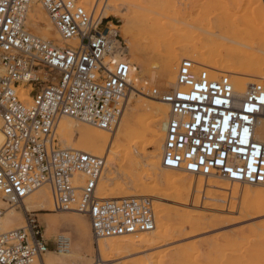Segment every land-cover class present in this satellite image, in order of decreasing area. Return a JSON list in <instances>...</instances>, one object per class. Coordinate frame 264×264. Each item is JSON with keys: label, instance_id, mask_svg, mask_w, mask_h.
I'll list each match as a JSON object with an SVG mask.
<instances>
[{"label": "built area", "instance_id": "obj_1", "mask_svg": "<svg viewBox=\"0 0 264 264\" xmlns=\"http://www.w3.org/2000/svg\"><path fill=\"white\" fill-rule=\"evenodd\" d=\"M32 1L0 0V198L24 214L22 226L0 229V264H33L49 251L37 214L25 203L44 186L51 190L54 212L88 218L99 255L100 240L148 233L157 224L150 198L99 196L106 158L63 148L56 138L64 118L107 131L122 120L136 89L135 67L117 30L104 27L102 14L81 0H37L61 39L74 40L60 47L27 25ZM198 67L183 59L175 86L163 94L153 90L171 109L162 164L264 185V143L256 138L264 119V80L240 95L232 74ZM40 83L45 85L36 90ZM20 87L29 98L17 93Z\"/></svg>", "mask_w": 264, "mask_h": 264}, {"label": "bare ground", "instance_id": "obj_2", "mask_svg": "<svg viewBox=\"0 0 264 264\" xmlns=\"http://www.w3.org/2000/svg\"><path fill=\"white\" fill-rule=\"evenodd\" d=\"M219 1L217 2L213 0V3L210 2V4H214L215 6H219L221 8L222 12L226 15L223 17L227 18H225L227 22L222 20L226 24L223 22L224 26L217 28V32H202L200 28L197 29L199 31L197 32L193 24L191 25L186 23H182L180 25L174 23H157L156 25L146 29V31L150 33L153 32L155 35L154 37L157 40L156 42L159 45V49L162 47L163 50L167 48L168 51H171L169 55L165 56L161 70L155 71L149 75L152 82L157 81L166 87L175 86L177 82V70L179 64L183 59L188 58L193 59L199 67H207L220 71L221 73L232 74L236 90L240 95H244L250 85L264 80V5L262 0H228V2L227 0ZM222 1H224V3ZM91 2H93V0ZM95 2L96 0H94V3ZM36 3L39 2L37 0H33L29 7V13L26 21L27 25L31 30H33V32L37 31V33H39L38 35H43V39L60 44L62 39L57 29L52 24L47 13L40 7L41 4L39 3L40 5H38ZM231 10H238L240 14L244 13L242 16L245 20L240 21L238 18L231 20ZM106 14L118 21L121 28V36L123 25L128 24L130 20L127 17L118 16L115 12H109ZM102 18H105V13H103ZM229 19L231 22H229ZM112 29L118 30V26H113ZM171 39L178 40V43L172 46V48L169 46V41ZM64 42L71 44L74 42V40ZM163 50L160 51V53L163 52ZM146 55H149V48L147 46L140 44L138 48H135L133 45H128L126 53L127 58L130 59V57H133L135 60H137V58L140 60V58H143ZM144 60L145 59L142 61L143 67L145 71H148L151 65L147 63L144 64ZM137 72V68L135 67L133 73V82L135 84V88L139 89L140 85L137 84V81L139 80ZM40 73L43 74L41 77H46L43 71ZM142 89L149 91L147 87H142ZM17 93L22 94L23 99H25L27 98L26 95H28L29 90H27L26 87H20ZM131 95L128 100V105L132 98ZM145 98V107L150 112V114L146 119L144 118L139 120L143 131L142 134L139 133L140 131L138 132L135 129V126L137 125L132 126L128 121V116L131 115V113L136 112L135 107L130 109V113L127 112L126 108L122 120L112 131L102 130L88 124H85L87 127H83V129L80 131L81 136L76 141L78 143H76V150L107 159L106 163L109 165V174L106 175V173L104 176H102L101 181L103 180V184L113 182L115 183L116 180H122L123 178L124 180H128V182H125L126 185L124 183V185H120V187L117 186L118 188L116 187L117 189L111 192V196H109V198L99 194L101 198L122 200L146 197L152 199L153 201L155 199H161L158 201L164 203V201H167L168 198L159 197L162 194V189L160 188L158 182L160 184L164 182L166 186L173 187L185 177L187 178L185 194L188 202L192 199V197H194V199H196L195 204H199L201 201V193L203 191L206 192V195H204L206 199H212L214 198L215 193L219 192L220 194L221 192L223 197H232L234 199L242 197V199H244V201L242 200L243 205L241 210L243 213H245L246 218L252 219L256 216L264 214V185H242L239 182L227 180L222 176L196 175V177L195 174L183 172L188 175H192L191 177H188L187 175L183 176L180 171L164 167L162 164V150L166 136V120L169 117L171 109L169 104L163 102L162 100H155L151 95H148V97ZM154 112L158 115V120L160 122L157 128H152L151 122L145 124L147 119L149 121L152 120ZM66 120L73 121L69 118L62 119L58 125L57 133L62 131V135L73 139L75 128L79 124L83 123L73 121L76 122V125H73L72 122ZM1 127L2 123L0 119V149L4 143V135L1 131ZM123 130H125V134ZM256 138L260 142L264 143V119H261L258 122ZM125 141L128 142V147H125ZM148 148L152 150L147 153L146 150ZM103 155L105 157H103ZM142 156H144L145 159V166L150 169L147 168L145 173L143 172L144 175L142 176L141 184L138 185L137 182H135L136 180L134 174H136L137 168L140 166L141 161L144 162L140 159ZM121 157L122 159L123 157L125 159L122 160ZM122 162L124 165H129V167L127 166L128 169L122 168ZM159 162L160 165H158ZM157 166L158 169H156ZM149 180L153 181V183L155 182V185L151 186L150 183H148ZM133 182L137 184L134 185L136 193H133L131 191V187H129V185ZM110 185L112 186L113 184ZM108 188L109 187L105 185V187H103V192L106 193L109 190ZM110 189H112V187ZM116 191H118L120 194L116 195ZM98 193H100L99 189ZM188 202L184 203L182 201L180 204L187 205ZM25 203L28 212L44 210L54 212L52 194L49 186H44L36 190L25 200ZM236 203L231 206L232 208L230 207L232 211H235ZM7 205L8 203L0 198V208L5 210L2 217L0 218V229L4 231L18 228L22 226L24 222V214L22 210H15L13 209L14 207L7 208ZM163 209L164 208L162 206L158 207L156 214L157 224L154 231L141 233L138 235L119 236L106 239L109 241H107L102 246L100 245L101 247L99 246L100 255L98 254L96 256L97 264H108L112 259H114L115 256H119L118 254L120 253H122V255H137L141 251L144 252L143 257H140L141 259L139 260L141 264H150L151 261L154 263L156 261L154 257L156 250L154 251V249L158 250V248L175 242V237L173 235L175 229L169 221L168 214L164 213ZM70 213L76 215L79 214L78 212L74 211H71ZM176 213L182 216L194 215L193 210L186 208V206L178 207L176 209ZM194 213H196V211ZM64 219L65 221L63 223H59L56 220V217H49L48 222L50 228L53 230L60 227V225L65 223L69 224V222H71V220H69L67 217H64ZM73 221L76 223V225L80 224V228L81 226H84V229H86L85 222L82 219L78 218ZM193 221L191 222L190 227H195L198 225L194 224L196 222L193 223ZM186 225H183L181 228H186ZM213 228H215V225L211 224L208 227L198 230L195 229L196 231L193 228L194 232H184L182 237L194 238L206 236ZM59 247L60 248H58L56 252H49V250L43 256V259L36 260L33 264H73V262L76 261V257L74 255L71 237L63 233L60 234ZM152 250L154 251V254H149ZM54 255L60 256V259L52 258ZM164 255L165 254H163V258ZM161 256L162 255H159V258H157L158 255H156V259H162ZM153 258L154 261L152 260ZM178 258L179 257H177V260H179Z\"/></svg>", "mask_w": 264, "mask_h": 264}, {"label": "rangeland", "instance_id": "obj_3", "mask_svg": "<svg viewBox=\"0 0 264 264\" xmlns=\"http://www.w3.org/2000/svg\"><path fill=\"white\" fill-rule=\"evenodd\" d=\"M91 1L92 0H81V3L85 5L89 11H91L92 9H96L97 13H101L102 15L103 13H105L104 27L107 24H108L107 27L118 26V30L116 31L118 34V39L122 42L126 51L128 45H133L135 48H138L140 44H143L144 46H147L149 48V55L140 58V60L138 58L137 60H135V58L130 57L131 62L134 63V66L137 68L138 71L137 76L139 78L137 84H139L140 86L139 89L138 88L133 89L131 95L132 98L130 100L129 105H127V112L129 113L131 108L134 107L136 108V112L131 113V115L128 116V121L131 123L132 126L137 125L135 126V129L138 132L140 131L139 133L142 134L143 131L140 126L139 120L144 118L146 119L147 116L150 114V112L145 107V101H146L145 97L151 95L153 99L159 100L153 95L154 89H157L158 92L163 94L174 87V86L166 87L164 85H161L157 81L152 82L150 79L149 75L151 73L161 70V66L163 64L165 56L169 55L171 51L170 50L168 51L167 48L163 50L162 47L160 48L161 49L160 50L159 45L156 42L157 40L154 37L155 35L153 34V32L150 33L146 31V29L156 25L157 23H161V24L174 23L179 25L182 23L183 24L186 23L191 25L193 24L195 30L200 28L202 32L204 31H206L207 33L211 31L217 32L218 31L217 28L224 26L223 24L224 21L227 22L226 20L227 18L223 17L226 15L222 12L219 6L210 4V2L213 3V0H96L97 3L96 2L94 3V0L93 2ZM214 1L218 2L219 0H214ZM222 2L224 3V1ZM36 4L40 5L39 3ZM40 7L42 8L41 5ZM109 12H115L117 13L118 16L121 17L124 16L130 20L128 24L123 25L121 36H120V30H121L120 24L116 19L106 14ZM230 14H231V18H230L231 20H234L236 18L240 19V21L245 20L242 16L244 13L240 14L238 10H231ZM230 19L229 22H231ZM35 32H36L35 34H39L37 33V31ZM197 32L199 31L197 30ZM177 43L178 40L171 39L169 41V46L172 48V46L176 45ZM54 44L60 47H65L68 43H65L64 40H62L60 44H57L56 42ZM162 50L163 52L160 53V51ZM143 59H145L144 64L147 63L151 65L148 71H145L143 67L142 64ZM197 69L201 70L202 68H197ZM211 74L213 76L218 75L215 72H211ZM44 85L45 84L40 83L38 84L37 87H35V89L37 90L39 88H42ZM142 87H147L149 91H145L144 89H142ZM26 97L28 98V95H26ZM28 100L30 101L31 99ZM66 121L72 122L73 125H76V122H73L74 120L73 121L66 120ZM166 121H168V118ZM149 122H151L152 128H157L159 126L160 122L158 120V115L155 112L153 113L152 120L149 121L147 119L145 121V124H148ZM83 127H87V126H85V124H79L75 128L73 139H71L68 136L65 137V135H62L61 134L62 131L56 133V138L59 139L58 141L60 146L63 148L76 150L75 148L77 143L76 141L80 138L81 136L80 131L83 129ZM123 132L124 134L126 133L125 130H123ZM125 147H128L127 141H125ZM151 150L152 149L148 148L146 152L148 153ZM162 156H163V150H162ZM103 157L105 156L103 155ZM124 159L125 158L123 157L122 160ZM140 159L143 160L144 162L141 161L140 166L137 168L136 174H134L136 180L135 182H137L138 185L141 184L142 176L144 175L145 171L148 168L147 166H145L146 164H144L145 163L144 156H142V158ZM158 165H160V162ZM127 166L129 167V165L123 164L122 168L126 169ZM156 169H158V166ZM104 172H105L104 174L107 173L106 175L109 174V165H107V163ZM181 173L183 176L186 175L188 177L192 176L183 172ZM102 181L99 187L100 193L98 194H100L101 196H107L108 198L109 196H111L112 191L116 190L118 187H120V185H124L125 182H128V180H124V178L120 180L119 183L116 180L115 183L113 182V183L103 184ZM135 182L129 185L133 193H136V190L134 189L135 188L134 185L137 184ZM148 183H150L151 186L155 185L154 184L155 182L153 183V181L150 180L148 181ZM162 183L160 184L158 182L160 188L162 189V194L159 197L168 198V200L164 201L163 203L158 201L161 199L158 200L155 199L154 200L155 211L157 214L158 207L162 206L164 208L163 209L164 213L168 214L169 221L175 229V232L173 234L175 237V242L171 244H167L161 248H158V250L154 249V251L156 250L155 251L156 254L154 255L156 261L154 263H152L151 261L150 264H264V214L256 216L252 219L246 218L245 213H243L241 210L244 199H242V197L237 199H234L232 197H223L222 196L223 194H221V192L220 194L219 192L215 193L214 198H212L213 201L212 199H206L204 196L206 195V192L203 191L201 193V201L199 204H195L196 199H194V197H192L193 200L191 199L188 202L185 194V185L187 183V178L185 177L182 178V180H180L177 183V185H174L173 187L172 186L168 187L166 186V184H164V182ZM110 184L113 185L111 186ZM105 185L109 187L108 188L109 190L106 193L103 192V187H105ZM110 186L112 187L113 190L110 189L111 188ZM119 194L120 193L116 191V195ZM182 201L184 203L188 202L187 204L188 206L186 204H180V202ZM234 203H236L235 204L236 209L235 211H232L231 206H233ZM8 205L7 208L14 207L13 209L15 210H21L19 207L10 206V205L8 206ZM185 206L186 208H190L191 210H193L194 215L182 216L176 213V209L178 207H185ZM229 210H231L232 212ZM195 211L196 213H194ZM70 212L69 211L51 212L48 210L35 212L37 214L41 227L43 228L44 237L45 239L47 238V240H49V250L50 251L58 250L59 235L63 233L68 235L72 239L74 255L76 257V261H74L73 264H97L96 256L98 255L99 252H98L96 240L92 234V230L88 218L83 214L79 213L76 215ZM49 217H56V220L59 223H63L65 221L64 217H67L69 220H71V222H69V224L65 223L63 225H60V227L52 230L48 222ZM78 218L82 219L85 222L86 229H84V226L83 227L81 226L80 228V224L76 225V223L73 221ZM191 220L192 221L194 220L193 223L196 222L194 224H198V225H196L195 227H190L192 222ZM182 224L183 225L188 224V225H186V228H181L183 227ZM210 224L215 225V228H213L211 232L206 236L194 237V238L182 237V234L184 232H194L195 229L198 230L204 227H208ZM107 241L109 240H100L99 246L104 245ZM152 251L149 254H154V251L153 253ZM143 253L144 252L142 251L138 253L139 255L138 254L122 255V253H120L121 256L120 254H118L119 256L114 257V259L116 258L115 260L112 259L114 262L111 260L108 264H141L139 260L143 257ZM163 254H165L164 255L165 260L163 258ZM156 255H158L157 258H159V255H162L161 257L164 261L162 259L160 260L163 263H161L159 259H156ZM177 257H179L178 258L179 260H177ZM52 258L60 259V256L54 255L52 256ZM152 260L154 261V258Z\"/></svg>", "mask_w": 264, "mask_h": 264}, {"label": "crops", "instance_id": "obj_4", "mask_svg": "<svg viewBox=\"0 0 264 264\" xmlns=\"http://www.w3.org/2000/svg\"><path fill=\"white\" fill-rule=\"evenodd\" d=\"M45 241L47 242V245L49 246V240H47V238H46ZM58 242H59V239H58ZM56 251H49V252H56Z\"/></svg>", "mask_w": 264, "mask_h": 264}, {"label": "snow or ice", "instance_id": "obj_5", "mask_svg": "<svg viewBox=\"0 0 264 264\" xmlns=\"http://www.w3.org/2000/svg\"><path fill=\"white\" fill-rule=\"evenodd\" d=\"M220 101H217V103H219Z\"/></svg>", "mask_w": 264, "mask_h": 264}]
</instances>
